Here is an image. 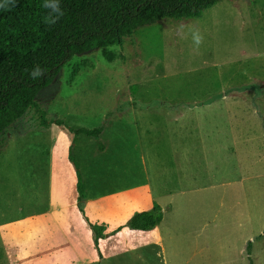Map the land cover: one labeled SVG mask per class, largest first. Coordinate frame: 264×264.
Wrapping results in <instances>:
<instances>
[{
	"label": "rangeland",
	"instance_id": "obj_1",
	"mask_svg": "<svg viewBox=\"0 0 264 264\" xmlns=\"http://www.w3.org/2000/svg\"><path fill=\"white\" fill-rule=\"evenodd\" d=\"M36 99L72 128H104L96 139L61 127L51 181L64 200L38 240L7 232L11 264H264V0H220L74 55ZM31 134L35 161L51 138ZM18 162L0 171L19 178ZM154 206L160 226L129 227Z\"/></svg>",
	"mask_w": 264,
	"mask_h": 264
},
{
	"label": "trees",
	"instance_id": "obj_2",
	"mask_svg": "<svg viewBox=\"0 0 264 264\" xmlns=\"http://www.w3.org/2000/svg\"><path fill=\"white\" fill-rule=\"evenodd\" d=\"M220 0H60L62 15L48 23L45 0H0V136L32 105L39 92L51 85L65 63L74 55L120 46L136 30L164 18L187 20ZM43 123L62 127L71 136L98 138L103 125L94 128L69 127L60 119ZM103 151V146L98 145ZM77 200L87 191L75 158ZM162 220L159 206L133 214L129 227L148 231ZM96 242V241H95ZM251 241L246 248L249 254ZM251 264V261H250Z\"/></svg>",
	"mask_w": 264,
	"mask_h": 264
},
{
	"label": "crops",
	"instance_id": "obj_3",
	"mask_svg": "<svg viewBox=\"0 0 264 264\" xmlns=\"http://www.w3.org/2000/svg\"><path fill=\"white\" fill-rule=\"evenodd\" d=\"M36 101L37 99H35V103ZM34 107L31 105L19 119L13 122L9 128L12 133L7 131L5 135L0 136V145H2L0 163L2 161L10 163L12 160L16 161L17 158L20 159V162L14 165L17 170L14 173L19 178L10 179L9 173L5 174L3 170L0 171V176H2V181H0V255H3L0 264H11V254L7 250L8 233L10 232L11 237H19L29 242L38 240L43 230L46 231L47 228H50V224L45 226V220L50 219V222L53 223V198L55 197L56 206L58 200H64V197L58 196V194L56 199L51 181L53 148L60 135L61 127L51 123H43L40 112H36ZM46 116L45 119L48 122L59 119L57 116L52 118ZM35 118L38 120L35 121ZM31 131L40 132L41 136L47 134L51 138L49 143H47L48 138L37 139L39 144L43 142V144H51V147L41 146L39 159L37 158L35 161L27 157L28 152L24 149L27 138L34 140ZM22 155H25V158H22ZM6 159L10 161H4ZM5 175L9 177H5ZM34 175H36L35 178ZM39 207L41 209L37 211ZM161 223L162 220L157 226H160ZM29 244L31 248L34 246L31 250H38L39 247L35 244ZM42 245L43 243H41ZM31 255H36V253H31Z\"/></svg>",
	"mask_w": 264,
	"mask_h": 264
},
{
	"label": "clouds",
	"instance_id": "obj_4",
	"mask_svg": "<svg viewBox=\"0 0 264 264\" xmlns=\"http://www.w3.org/2000/svg\"><path fill=\"white\" fill-rule=\"evenodd\" d=\"M44 7L50 10L49 16L47 18L48 23L55 22L52 17H55L57 19L60 15H62L60 0H45ZM197 42H199V38H197Z\"/></svg>",
	"mask_w": 264,
	"mask_h": 264
}]
</instances>
